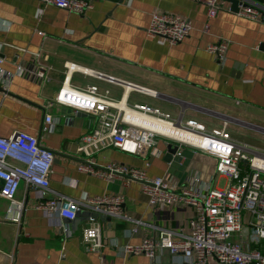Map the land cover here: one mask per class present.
I'll return each mask as SVG.
<instances>
[{
	"label": "crops",
	"instance_id": "0c3cea01",
	"mask_svg": "<svg viewBox=\"0 0 264 264\" xmlns=\"http://www.w3.org/2000/svg\"><path fill=\"white\" fill-rule=\"evenodd\" d=\"M250 1L264 6V0ZM155 11L188 18L190 34L178 44L150 36L147 29ZM221 39L229 40L223 64L206 50L208 44ZM35 52L47 56L50 80L42 84L16 76L6 88L0 85V136L8 137L16 131L37 136L55 153L51 188L81 203L93 196L123 194L125 210L132 218L177 229L187 228L191 214L190 207L150 205L137 180L118 177L108 181L78 169L88 158L78 150L82 137L91 133L98 121L93 115L75 113L66 106L48 107V101L67 79L79 88L96 84L126 105L149 104L175 119H196L208 130L225 126L235 141L254 149L259 148L241 137L264 141V19L238 14L229 1L220 0L217 15L209 19L201 0H97L83 14L38 0H0L3 67L14 70L16 62L31 64ZM67 62L104 77L79 69L68 72ZM110 76L115 81L107 79ZM128 84L147 91L127 88ZM46 113L55 120L48 129L44 128ZM169 143L158 138L161 155L147 157L151 160L150 176H165L181 188L194 175L204 186L212 182L214 187L225 188L227 178L211 173L214 157L175 143L176 152L170 154ZM92 158L98 166L111 162L135 167L145 164L144 157L113 146L95 152ZM209 161L213 163L211 168L206 166ZM25 201L23 222L18 227L2 219L8 202L0 197V264H101V255L112 264H174L167 249L158 252L156 262L145 253L124 252L125 244H140L152 232L149 228L133 234L130 220L112 218L103 222L96 218L106 242L101 252L91 251L82 242V230L91 223L89 210L81 209L74 222L57 211L40 209L33 188ZM66 226L70 234L64 232ZM251 232L246 237L235 234L233 239H246L264 252V240Z\"/></svg>",
	"mask_w": 264,
	"mask_h": 264
},
{
	"label": "built area",
	"instance_id": "2783aa9c",
	"mask_svg": "<svg viewBox=\"0 0 264 264\" xmlns=\"http://www.w3.org/2000/svg\"><path fill=\"white\" fill-rule=\"evenodd\" d=\"M78 14L93 8L97 0H38ZM206 4L208 18H214L220 9V0H201ZM238 14L252 19H264L261 5L242 0ZM188 18L172 12L152 13L148 34L165 39L170 44L182 42L191 31ZM229 40L221 39L210 43L206 50L220 63L226 60ZM31 64L16 62L14 70L3 67L5 58L0 55V85L6 88L16 76L39 80L42 84L50 80V67L42 52L33 53ZM68 72L81 70L85 74L104 77L75 63L65 64ZM115 81L113 77H108ZM127 88L147 91L141 86L128 84ZM123 100V99H122ZM122 100L111 97L109 90L102 91L96 84L79 88L65 80L48 107L62 105L75 113L84 112L97 118V126L82 137L78 150L88 158L78 165L81 172L113 181L116 178L137 180L141 191L148 197L149 204L158 208L190 207L191 214L185 229L157 225L143 219L132 218L125 210L123 194H105L88 198L81 203L65 194L54 192L50 177L55 153L46 147L37 136L25 131L0 136V197L8 204L2 219L18 227L22 225L26 208V197L30 188L35 190L36 206L48 212H59L60 216L74 220L83 208L92 213L104 214L111 218L130 220L131 229L137 234L142 229H151L140 244L127 243L123 250L127 254L145 253L157 261L158 252L167 249L174 264H264V252L244 239L234 241L235 234H242L247 225L258 240H264V149H254L238 143L224 126L207 127L196 119H175L168 112L149 104L135 103L123 106ZM127 107V108H126ZM51 113L45 115V129L54 124ZM168 122L177 128L194 132L200 141H187L164 135L154 122ZM151 123L155 125H150ZM158 138L179 146H188L216 159L217 175L227 178L225 188L210 184L204 186L197 176L188 179V184L176 188L165 176H150L149 155L160 156ZM197 140V138H196ZM116 147L124 152L145 158L142 167L111 162L98 166L92 155L107 147ZM214 176H212L213 179ZM21 189L23 195L19 196ZM89 225L82 230V242L87 250L101 252L106 238L100 222L90 216ZM64 232L70 234L69 226ZM101 264H112L101 255Z\"/></svg>",
	"mask_w": 264,
	"mask_h": 264
},
{
	"label": "bare ground",
	"instance_id": "6f19581e",
	"mask_svg": "<svg viewBox=\"0 0 264 264\" xmlns=\"http://www.w3.org/2000/svg\"><path fill=\"white\" fill-rule=\"evenodd\" d=\"M123 106H126V104L122 101ZM127 108V107H126ZM156 123L153 124L151 123L150 125H155L154 127L158 129L160 132L164 133V135L169 136V137H177L183 140L187 141H200V137H197V135L194 132H191L186 129L182 128H177L176 126L168 123V122H154ZM197 138V140H196Z\"/></svg>",
	"mask_w": 264,
	"mask_h": 264
},
{
	"label": "water",
	"instance_id": "95a60500",
	"mask_svg": "<svg viewBox=\"0 0 264 264\" xmlns=\"http://www.w3.org/2000/svg\"><path fill=\"white\" fill-rule=\"evenodd\" d=\"M226 1H229L231 3V9L233 11H238L239 5L242 3V0H226ZM262 7L264 8V6H262ZM176 149H177V146L175 144H173L172 142L169 143L168 150H169L170 154L176 152ZM80 215H81V212L78 213L77 217L73 221L76 222ZM91 215L94 216L95 218H100L103 222H105V221L111 222V219H112L111 217H108L104 214L92 213Z\"/></svg>",
	"mask_w": 264,
	"mask_h": 264
},
{
	"label": "rangeland",
	"instance_id": "374dc122",
	"mask_svg": "<svg viewBox=\"0 0 264 264\" xmlns=\"http://www.w3.org/2000/svg\"><path fill=\"white\" fill-rule=\"evenodd\" d=\"M243 140H246V141H248L249 140V142H250V144L251 145H253V147L254 146H256V147H258L259 149H264V141H258V140H252V139H250V138H246V137H241ZM261 146H263V147H261ZM261 147V148H260ZM216 160H215V163H214V166H213V163L212 162H210L209 161V163L208 162H206L207 164H206V166L209 168L210 166H213V169L211 170V173L212 174H214V175H217V172H216ZM211 168V167H210ZM210 175V174H209ZM218 176V175H217ZM224 184V179L221 181V185H223ZM249 231H250V227H248L247 225H244V229H243V232H242V234H245V236L244 237H246L247 236V234L249 233Z\"/></svg>",
	"mask_w": 264,
	"mask_h": 264
}]
</instances>
